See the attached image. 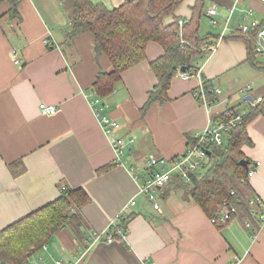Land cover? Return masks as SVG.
Segmentation results:
<instances>
[{
	"label": "crops",
	"instance_id": "crops-1",
	"mask_svg": "<svg viewBox=\"0 0 264 264\" xmlns=\"http://www.w3.org/2000/svg\"><path fill=\"white\" fill-rule=\"evenodd\" d=\"M91 1L111 9L124 0ZM212 4L218 10L215 25L205 15ZM10 9L11 1L0 2V230L64 189L80 187L89 197L77 220L30 252L24 264L67 262L85 249L78 264H264V219L239 214L214 224L210 221L214 217L176 184V175L158 190L160 211L155 210L137 192L131 174L132 170L148 177L149 156H178L209 117L226 109L249 113L257 105L253 100L264 96V60L254 45L250 51L247 39L235 29L249 20L243 19L247 9L264 25V3L182 0L165 15L164 24L189 22L209 43L217 41L225 24L228 30L213 52L191 59L200 77L182 79L174 74L166 99L152 102L144 112L140 108L156 83L149 63L162 54L160 44L149 41L145 60L124 70L112 92L100 97L93 83L99 71H110L112 65L104 54H95L91 32L69 36L68 15L60 0H16L15 16ZM13 51L19 63L13 61ZM203 79L215 100L210 101L207 93L206 102L196 97ZM246 83L251 88L243 94ZM41 103L53 105L55 112L42 114ZM94 107L120 123L116 135L133 139L121 156L124 165L116 162ZM245 131L249 142L240 151L249 167L255 166V173L247 177L248 192L263 203L262 208H252L264 213V112L253 113ZM15 161L23 165L18 175L10 168ZM132 197L135 204L123 222L125 238L91 244V232L103 229Z\"/></svg>",
	"mask_w": 264,
	"mask_h": 264
},
{
	"label": "trees",
	"instance_id": "trees-1",
	"mask_svg": "<svg viewBox=\"0 0 264 264\" xmlns=\"http://www.w3.org/2000/svg\"><path fill=\"white\" fill-rule=\"evenodd\" d=\"M2 1L4 0H0ZM8 1H11L10 13L15 16L16 0ZM60 1L68 15L69 36L73 37L83 31L91 32L94 36L95 54H104L112 65L110 71H99L93 83L92 89L100 97H106L112 92L124 70L145 60L149 41L160 44L162 54L149 63L156 83L148 91L147 100L140 108L141 112L152 102H163L170 79L177 68L192 69L191 59L203 54L200 45L207 38L199 36L189 22L181 29L182 36L188 42L183 48L179 45L178 21L163 23V17L171 14L182 0H124L111 9L91 0ZM200 1L197 0L198 3ZM247 41L253 53L254 43L249 39ZM261 68L264 69V63ZM203 87L208 99L215 100L210 84L204 79ZM257 111L264 112V96L249 113H243L242 121L234 129L226 133L227 140L226 143L223 142V147L216 148L212 144L208 146L206 163L197 173H190L189 182L176 176V184L184 186L209 217L217 216L219 206L224 201L235 208L232 216L240 214L250 218L253 213L249 204L252 195L248 192L247 183L250 162L240 151V146L249 142L245 125ZM241 160L246 162V166L239 164ZM22 166L20 161L12 163V174L18 175ZM183 181L187 184L182 183ZM88 201L89 197L82 188L64 189L54 200L1 229L0 261L24 264L30 252L48 242L66 223L73 222L72 219L75 218L77 220L79 210ZM76 231L79 232L77 227Z\"/></svg>",
	"mask_w": 264,
	"mask_h": 264
},
{
	"label": "built area",
	"instance_id": "built-area-1",
	"mask_svg": "<svg viewBox=\"0 0 264 264\" xmlns=\"http://www.w3.org/2000/svg\"><path fill=\"white\" fill-rule=\"evenodd\" d=\"M260 1L264 3V0ZM233 10L234 6L230 11L232 12ZM217 14L218 10L215 4L210 5L205 10V15L212 25L216 24L215 16ZM252 16V9H247L243 14V19L249 20L238 23L235 29L239 34L245 36L254 43L256 52L264 60V25L260 23L261 21L256 20ZM226 20H228V18ZM178 24L179 27H181L184 24V21L180 20ZM227 30L228 27L225 24L222 32L217 38V41L215 43H202L200 45V51L207 54L213 52L225 36V32ZM179 37L180 47L183 48L184 46L188 45V42L182 38L181 30L179 32ZM13 61L15 63H19V59L16 58V51H13ZM175 75L182 79H189L193 76L200 77L199 71L194 69L181 70L177 68ZM250 88L251 84L246 83L242 87V93L246 94ZM216 92H219V90H216ZM205 93L206 90L204 89L203 84H201L200 90L196 92V97H199L200 99L202 98V100L206 102ZM260 100L261 97H257L253 100L252 104H257ZM94 102L97 103L98 100H94ZM39 109L42 114H52L55 112V107L53 105H45L43 103L39 105ZM93 111L96 118H98L100 121L104 132L109 137L110 145L116 154V162L124 165L123 161L121 160V156L124 154L126 147L133 141V139L125 140L122 136L116 135L115 131L120 128V123L107 117L106 115H103L101 113V107H94ZM242 115V111H238L236 109H226L216 117H209L207 124L201 129L200 132L194 135V141L188 144L184 151L178 156L171 159L165 157H154L152 155L149 156L146 160V167L151 171L148 177L142 178L136 174V172L131 170V174L137 185V192L142 194L147 201L152 203V206L155 210L160 211V205L157 201L158 190L168 184L171 181L173 175L180 177L186 182H189L190 173H197L206 163L208 146L212 144L216 148L221 147L224 142V136L242 121ZM259 164L260 163L257 161L256 166ZM254 173L255 166L249 167L247 175L250 177ZM134 204L135 198L132 197L103 229L92 231L90 234L91 244L100 240L111 242L116 236L124 239L126 234L123 222L128 215L129 207L133 206ZM249 204L251 206H255V208H262L263 206L262 201L258 197L250 198ZM233 213H235V208L227 201H224L222 203V208L218 211L217 216L211 218L210 221L217 225L225 223L231 218ZM253 213L255 214V218L258 221L261 222L264 219V213H262L261 210L253 209ZM86 251L87 249L80 252L81 254L74 260H69L67 262L55 260L54 264H78V262L85 255Z\"/></svg>",
	"mask_w": 264,
	"mask_h": 264
},
{
	"label": "water",
	"instance_id": "water-1",
	"mask_svg": "<svg viewBox=\"0 0 264 264\" xmlns=\"http://www.w3.org/2000/svg\"><path fill=\"white\" fill-rule=\"evenodd\" d=\"M246 98H248L250 101L252 100V99L250 98V96H246L244 99H246ZM239 164H240V165H243V166H246V162L243 161V160L239 161ZM2 264H3V262H2Z\"/></svg>",
	"mask_w": 264,
	"mask_h": 264
},
{
	"label": "rangeland",
	"instance_id": "rangeland-1",
	"mask_svg": "<svg viewBox=\"0 0 264 264\" xmlns=\"http://www.w3.org/2000/svg\"><path fill=\"white\" fill-rule=\"evenodd\" d=\"M127 218H128V215H127V217L125 218V220H126ZM80 254H81V253H80ZM80 254H79V255H80ZM2 262H3V261H0V264H2ZM78 263H79V262H78ZM3 264H12V263H10V262H3Z\"/></svg>",
	"mask_w": 264,
	"mask_h": 264
}]
</instances>
